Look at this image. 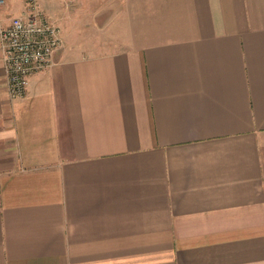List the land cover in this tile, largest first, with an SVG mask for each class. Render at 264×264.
Instances as JSON below:
<instances>
[{"label":"crops","instance_id":"0c3cea01","mask_svg":"<svg viewBox=\"0 0 264 264\" xmlns=\"http://www.w3.org/2000/svg\"><path fill=\"white\" fill-rule=\"evenodd\" d=\"M38 2L63 45L23 98L0 48V264H264V0Z\"/></svg>","mask_w":264,"mask_h":264},{"label":"built area","instance_id":"2783aa9c","mask_svg":"<svg viewBox=\"0 0 264 264\" xmlns=\"http://www.w3.org/2000/svg\"><path fill=\"white\" fill-rule=\"evenodd\" d=\"M5 2L0 0V6ZM27 4L26 10L14 17L0 33V48L12 100L27 94L31 76L50 68L54 53L63 45L60 26L38 0H28Z\"/></svg>","mask_w":264,"mask_h":264},{"label":"rangeland","instance_id":"374dc122","mask_svg":"<svg viewBox=\"0 0 264 264\" xmlns=\"http://www.w3.org/2000/svg\"><path fill=\"white\" fill-rule=\"evenodd\" d=\"M92 33H94V32H92ZM91 38V36H89V39Z\"/></svg>","mask_w":264,"mask_h":264}]
</instances>
